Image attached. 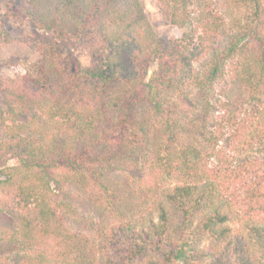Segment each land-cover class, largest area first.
Returning <instances> with one entry per match:
<instances>
[{"label": "trees", "instance_id": "1", "mask_svg": "<svg viewBox=\"0 0 264 264\" xmlns=\"http://www.w3.org/2000/svg\"><path fill=\"white\" fill-rule=\"evenodd\" d=\"M223 1L248 14L224 46L217 37L230 24L194 0H157L189 28L168 45L141 0H31L34 26L56 40H27L38 58L17 78L0 76V264H202L203 243H226L243 211L254 264H264V174L250 161L249 203L232 205L226 183L242 182L248 167L203 163L228 134L264 143V0ZM67 40L86 46L89 67L72 65ZM10 44L1 27L0 46ZM205 53L209 67L194 71ZM135 155L161 180L177 179L147 225L122 217L130 212L108 177L138 166ZM7 220L14 228L1 227ZM9 243L20 250L6 257Z\"/></svg>", "mask_w": 264, "mask_h": 264}, {"label": "rangeland", "instance_id": "2", "mask_svg": "<svg viewBox=\"0 0 264 264\" xmlns=\"http://www.w3.org/2000/svg\"><path fill=\"white\" fill-rule=\"evenodd\" d=\"M193 9H206L213 12L218 17L226 20L230 25L226 28V32L222 31L218 34V45L228 43L230 27L234 25L238 17L246 18L248 14L245 11L233 10L229 8L226 1L223 0H194ZM145 10V14L152 22L154 28L159 34L165 45L170 42L179 40L183 37L189 28L187 26H178L170 22L169 18L162 14L159 10L157 0H141ZM31 0H0V28L4 27L11 40V44L7 47L0 46V76L17 78L24 73L25 63L34 62L38 56L25 44L27 40L38 39L40 36H48L52 40H56V36L51 32L40 31L36 29L31 20ZM243 13V14H242ZM245 23V21H243ZM63 50L68 55L74 67H89L91 60L88 55L87 48L79 41H60ZM193 48L198 47L197 40L193 42ZM199 50V49H198ZM211 54H203L194 62L193 70L201 71L209 67ZM235 62V61H234ZM237 62V61H236ZM157 66L151 67L150 75L156 70ZM224 86V82L221 87ZM221 89V88H220ZM219 89V90H220ZM235 89L232 96L236 94ZM219 114V112L217 113ZM248 130L244 131L243 139L246 138ZM232 134L225 135L218 142L215 150H210L211 146L207 145L209 152L204 153V164L206 163L210 170H218L220 168H228L233 171H239L243 166L248 167V171H244L242 182L234 179L226 183L224 196L230 204L236 201L245 206L247 201V193L250 185H253L258 175L251 169L249 162L257 163L260 174H264V143L254 146H241ZM215 151V152H213ZM141 156H131L132 159L138 158V166L129 161L126 171L115 170L109 174L111 183L117 188L119 198L121 199L123 210L130 212L125 220L132 219L140 225L149 223V215L152 213L157 220V212H155V202L163 199L162 193L165 189L176 183V178L161 180L158 173L152 167V164ZM149 159V158H148ZM14 161L11 162V164ZM235 221H231L228 225L231 228V236L226 243L213 245L210 241H205L203 247L210 256H208L202 264H254L253 247L248 239V222L251 223V216L245 212H239ZM98 220V218H97ZM110 222H113L111 220ZM7 229L14 228V223L7 220L4 226ZM2 245V243H1ZM0 245V247H1ZM1 253L6 257L13 256L20 250L16 244H7L3 246ZM37 249V248H36ZM43 249L49 253L54 251L52 244L48 243ZM178 264H182L178 262Z\"/></svg>", "mask_w": 264, "mask_h": 264}]
</instances>
